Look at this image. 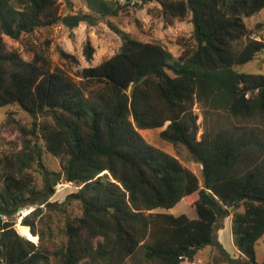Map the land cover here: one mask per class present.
<instances>
[{"label":"trees","instance_id":"16d2710c","mask_svg":"<svg viewBox=\"0 0 264 264\" xmlns=\"http://www.w3.org/2000/svg\"><path fill=\"white\" fill-rule=\"evenodd\" d=\"M132 1L86 0L103 18ZM141 1L157 2L168 24L190 18L193 34L180 57L119 31L114 56L78 69L62 48V64L53 60L48 32L63 18L57 0H0V109L17 105L34 120L21 146L5 149L0 137V264H126L139 249L150 264H183L207 246L233 262L218 239L230 216L238 252L259 264L264 74L239 68L264 52V23L245 22L264 0ZM83 55L93 60L90 41ZM196 105L229 124L198 140ZM164 127L161 139L202 165L200 177L139 132ZM35 138L60 160L59 171L45 166ZM61 183L78 190L51 202ZM183 200L197 218L167 212ZM74 203L80 213L69 215ZM19 207L33 208L21 225Z\"/></svg>","mask_w":264,"mask_h":264},{"label":"rangeland","instance_id":"374dc122","mask_svg":"<svg viewBox=\"0 0 264 264\" xmlns=\"http://www.w3.org/2000/svg\"><path fill=\"white\" fill-rule=\"evenodd\" d=\"M60 4V15L65 16H80L82 21L78 27L68 28L61 22L56 27L48 32L52 38V55L53 60L57 64H62L59 59L57 49L62 48L66 52L74 55L79 60L78 69L86 67H95L102 61L111 58L118 51L122 44V37L119 31L129 34L133 39L159 43L166 47L175 58L180 57L184 49L190 45L193 34V25L190 18L186 20H175L173 24L168 22L161 16V6L155 2L143 3L141 0L132 1L120 14L116 17H101L99 14L91 12L87 7L86 0H57ZM126 0H120V4H125ZM90 18L85 21L84 16ZM249 28H254L258 23H264V10L260 13L245 19ZM264 40V29L262 31ZM4 41L10 47L24 50L21 42L12 41L4 37ZM87 41H90L95 49V55L92 61L88 62L83 55V48ZM26 58L30 56L24 54ZM75 68V69H77ZM241 72L264 74V52L260 54L256 60L250 64L239 68ZM195 114L198 116L197 124L199 126L197 138L200 140L205 131L221 125L224 128L229 124L225 119L217 114L203 111L199 105L194 108ZM33 119L17 105H10L0 109V137L5 149L21 146L22 130L31 129ZM238 124V123H237ZM249 128L252 126H248ZM256 127V126H254ZM143 130L139 131L142 137L151 145L177 157L185 166L191 169L198 177L201 170L199 164L190 160L188 152L181 148L175 149L171 144L161 139V132L165 129ZM264 131V124L257 126ZM256 128V129H257ZM36 143L40 144L43 149V162L51 171L60 170V160L43 148L41 138H35ZM37 182L40 183L42 178L37 172L34 173ZM78 188L72 183H61L56 187L55 195L50 199L51 202L61 204L67 196L74 193ZM175 214H186L190 218H197L196 212L190 206L188 200H183L176 207ZM174 208V209H175ZM33 208L26 209L23 213L18 211V223H21ZM69 215L79 214L80 209L77 203L69 207ZM231 218V216H230ZM221 231V230H220ZM219 231V232H220ZM229 235V237L226 236ZM223 244L226 248L223 249L233 260L227 261L223 253L215 246H207L197 254L194 264H248V260L241 256L235 244V237L232 233V221L226 220L224 228L221 231ZM257 262L264 264V242H261L256 247ZM185 261L183 264H193ZM126 264H150L146 262L144 251L139 249L137 254L127 260Z\"/></svg>","mask_w":264,"mask_h":264},{"label":"water","instance_id":"95a60500","mask_svg":"<svg viewBox=\"0 0 264 264\" xmlns=\"http://www.w3.org/2000/svg\"><path fill=\"white\" fill-rule=\"evenodd\" d=\"M82 20L83 19L80 16H65L62 18V23L68 28H75L79 26ZM131 88L132 86H130L129 92L131 91ZM24 210H25L24 207H19L18 209V211L21 213H23ZM18 225H21V224L19 223ZM18 225H17V228H18Z\"/></svg>","mask_w":264,"mask_h":264},{"label":"crops","instance_id":"0c3cea01","mask_svg":"<svg viewBox=\"0 0 264 264\" xmlns=\"http://www.w3.org/2000/svg\"><path fill=\"white\" fill-rule=\"evenodd\" d=\"M181 202H183V201H181ZM175 211H176V208L174 209H171V210H169V211H167L168 213H170V214H173L174 216H179V215H181V214H178V215H176L175 214ZM194 219V218H193ZM226 220H230V221H232V216H231V218H228V219H226ZM225 220V221H226ZM220 231V230H219ZM221 231H222V229H221ZM221 231L220 232H218V239H219V242L223 245V247H224V249L226 250V248H225V246H224V244H223V238H222V235H221ZM226 236H227V234H226ZM227 237H229V235L227 236ZM234 246H235V244H234ZM236 247V246H235ZM194 264V263H193Z\"/></svg>","mask_w":264,"mask_h":264},{"label":"built area","instance_id":"2783aa9c","mask_svg":"<svg viewBox=\"0 0 264 264\" xmlns=\"http://www.w3.org/2000/svg\"><path fill=\"white\" fill-rule=\"evenodd\" d=\"M199 168H200V170H202L203 169V166L202 165H199Z\"/></svg>","mask_w":264,"mask_h":264}]
</instances>
